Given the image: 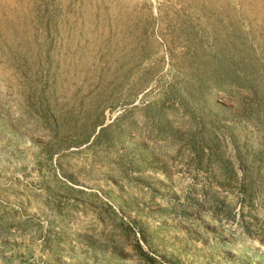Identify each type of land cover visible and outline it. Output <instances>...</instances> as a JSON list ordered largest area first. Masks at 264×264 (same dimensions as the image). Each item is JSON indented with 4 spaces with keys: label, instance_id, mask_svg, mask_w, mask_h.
I'll use <instances>...</instances> for the list:
<instances>
[{
    "label": "rangeland",
    "instance_id": "obj_1",
    "mask_svg": "<svg viewBox=\"0 0 264 264\" xmlns=\"http://www.w3.org/2000/svg\"><path fill=\"white\" fill-rule=\"evenodd\" d=\"M0 264H264V0H0Z\"/></svg>",
    "mask_w": 264,
    "mask_h": 264
},
{
    "label": "trees",
    "instance_id": "obj_2",
    "mask_svg": "<svg viewBox=\"0 0 264 264\" xmlns=\"http://www.w3.org/2000/svg\"><path fill=\"white\" fill-rule=\"evenodd\" d=\"M138 250H139V252L141 253V255H143V256H147V255L145 254V252H144V251H142V249H141V247H140V246H138Z\"/></svg>",
    "mask_w": 264,
    "mask_h": 264
}]
</instances>
